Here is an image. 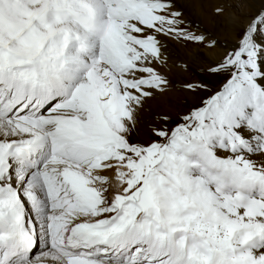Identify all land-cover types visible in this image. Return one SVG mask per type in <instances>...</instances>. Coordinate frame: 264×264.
Masks as SVG:
<instances>
[{"label":"snow or ice","instance_id":"obj_1","mask_svg":"<svg viewBox=\"0 0 264 264\" xmlns=\"http://www.w3.org/2000/svg\"><path fill=\"white\" fill-rule=\"evenodd\" d=\"M173 8L0 0V264H264V10L139 140Z\"/></svg>","mask_w":264,"mask_h":264},{"label":"bare ground","instance_id":"obj_2","mask_svg":"<svg viewBox=\"0 0 264 264\" xmlns=\"http://www.w3.org/2000/svg\"><path fill=\"white\" fill-rule=\"evenodd\" d=\"M172 3L173 10L182 14L183 27L193 33L203 34L206 42L160 37L166 49V64L160 66L159 70L168 77L173 87L163 94L158 93L145 105L139 130L133 133L139 140L148 138L149 128L158 114L166 112L175 117L183 104V96L192 97L179 87L184 82L196 81L189 75L192 66L206 71L209 63L219 59L224 48L234 41L243 24L258 11L264 10V0H172ZM217 8H222L223 12L218 13ZM212 39L217 44L209 46L208 42ZM185 64L188 65L187 68L184 67ZM195 77L201 76L197 74Z\"/></svg>","mask_w":264,"mask_h":264},{"label":"rangeland","instance_id":"obj_3","mask_svg":"<svg viewBox=\"0 0 264 264\" xmlns=\"http://www.w3.org/2000/svg\"><path fill=\"white\" fill-rule=\"evenodd\" d=\"M206 72L207 71H203V69H201V68L199 69V68L192 66V69H190L189 75L192 78H195L196 81H203V82L209 84L212 88H215V84H217L218 81H221L222 77L210 75ZM197 74L200 75L201 77L200 78L195 77V76H197ZM212 76H214L215 78H212ZM215 81H217V83ZM217 86H218V84H217ZM199 95H208V93L202 92ZM193 99H194L193 97L189 98V97H186V95H184L183 99H182L183 104H182V106L179 107V110H178L179 113L186 111L191 106ZM173 122H175V119Z\"/></svg>","mask_w":264,"mask_h":264}]
</instances>
